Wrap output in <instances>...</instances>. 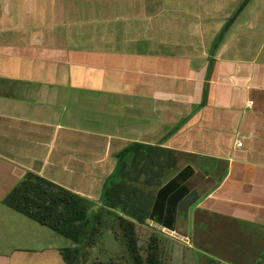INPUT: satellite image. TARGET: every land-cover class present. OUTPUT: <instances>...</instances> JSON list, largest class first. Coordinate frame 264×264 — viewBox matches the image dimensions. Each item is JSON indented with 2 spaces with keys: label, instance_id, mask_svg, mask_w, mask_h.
Masks as SVG:
<instances>
[{
  "label": "crops",
  "instance_id": "0c3cea01",
  "mask_svg": "<svg viewBox=\"0 0 264 264\" xmlns=\"http://www.w3.org/2000/svg\"><path fill=\"white\" fill-rule=\"evenodd\" d=\"M138 145L199 195L139 226L165 261L264 264V0H0V264L73 246L3 204L26 173L99 204Z\"/></svg>",
  "mask_w": 264,
  "mask_h": 264
},
{
  "label": "trees",
  "instance_id": "16d2710c",
  "mask_svg": "<svg viewBox=\"0 0 264 264\" xmlns=\"http://www.w3.org/2000/svg\"><path fill=\"white\" fill-rule=\"evenodd\" d=\"M165 163L163 155L146 146L122 153L103 185L99 204L28 172L3 204L72 242V247L62 251L66 264H118L113 259L90 263L86 259V249L94 246L102 228L109 224L121 234L129 257L125 264H169L163 259V235L151 231L140 245L137 234L153 205L160 202L155 195L164 184V170L169 168ZM142 186L155 188V193Z\"/></svg>",
  "mask_w": 264,
  "mask_h": 264
},
{
  "label": "rangeland",
  "instance_id": "374dc122",
  "mask_svg": "<svg viewBox=\"0 0 264 264\" xmlns=\"http://www.w3.org/2000/svg\"><path fill=\"white\" fill-rule=\"evenodd\" d=\"M169 179L170 175L168 173L165 175L163 182H166ZM142 188L144 190L150 189L153 193H155V188L143 186ZM151 231L152 229L148 227V224L147 227H138L137 234L140 245H144L147 235ZM58 237L65 243H70L69 240L61 236ZM162 238L164 240V245L168 244V239L164 236ZM86 259L89 263L93 260L106 261L108 259H113L116 260L118 264H125L129 260L125 245L117 227L114 226V228H111L109 224L108 226L102 228L101 234L96 238L94 246L86 249Z\"/></svg>",
  "mask_w": 264,
  "mask_h": 264
},
{
  "label": "water",
  "instance_id": "95a60500",
  "mask_svg": "<svg viewBox=\"0 0 264 264\" xmlns=\"http://www.w3.org/2000/svg\"><path fill=\"white\" fill-rule=\"evenodd\" d=\"M155 199L176 207L180 213H187L198 201L199 195L195 190H188L184 185L171 179L158 189Z\"/></svg>",
  "mask_w": 264,
  "mask_h": 264
},
{
  "label": "built area",
  "instance_id": "2783aa9c",
  "mask_svg": "<svg viewBox=\"0 0 264 264\" xmlns=\"http://www.w3.org/2000/svg\"><path fill=\"white\" fill-rule=\"evenodd\" d=\"M240 145H241V143L238 142L237 146H240ZM148 227H150L152 229V231L160 233L161 235L172 237L173 239H176V240H182V241L186 240L184 237H182V236H180V235H178V234H176L174 232L167 231V230H165V229H163L161 227H158V226H156L154 224H150L149 223Z\"/></svg>",
  "mask_w": 264,
  "mask_h": 264
}]
</instances>
